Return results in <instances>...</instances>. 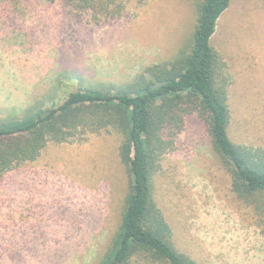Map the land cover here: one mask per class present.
I'll use <instances>...</instances> for the list:
<instances>
[{"label":"rangeland","instance_id":"rangeland-1","mask_svg":"<svg viewBox=\"0 0 264 264\" xmlns=\"http://www.w3.org/2000/svg\"><path fill=\"white\" fill-rule=\"evenodd\" d=\"M196 21L195 0H0V119L115 89L185 49ZM212 44L230 78L229 135L264 148V0H232ZM80 130L0 176V264H96L107 249L130 183L121 136ZM154 197L174 246L199 264H264V216L234 193L198 112L161 157Z\"/></svg>","mask_w":264,"mask_h":264},{"label":"trees","instance_id":"trees-1","mask_svg":"<svg viewBox=\"0 0 264 264\" xmlns=\"http://www.w3.org/2000/svg\"><path fill=\"white\" fill-rule=\"evenodd\" d=\"M71 2L95 8L99 0ZM231 2L195 0L197 21L187 47L115 89L82 87L60 103L36 101L0 119V176L16 163L36 160L49 142H65L81 128H111L121 136L119 157L130 183L119 224L96 264H133L138 256L151 263L199 264L174 246L154 197L160 159L173 149L186 117L194 112L232 176L234 193L264 216V148L237 144L230 137V78L212 44Z\"/></svg>","mask_w":264,"mask_h":264}]
</instances>
